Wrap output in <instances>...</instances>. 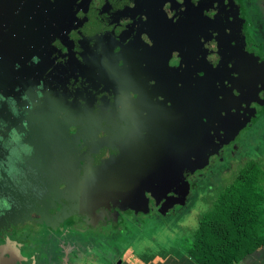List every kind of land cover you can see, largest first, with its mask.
<instances>
[{
    "label": "flooded vegetation",
    "instance_id": "af4514ba",
    "mask_svg": "<svg viewBox=\"0 0 264 264\" xmlns=\"http://www.w3.org/2000/svg\"><path fill=\"white\" fill-rule=\"evenodd\" d=\"M263 1L44 8L45 44L0 83V245L5 233L21 264H49L65 239L107 264L112 238L264 166L250 155L264 137Z\"/></svg>",
    "mask_w": 264,
    "mask_h": 264
},
{
    "label": "trees",
    "instance_id": "16d2710c",
    "mask_svg": "<svg viewBox=\"0 0 264 264\" xmlns=\"http://www.w3.org/2000/svg\"><path fill=\"white\" fill-rule=\"evenodd\" d=\"M264 246V166L250 162L200 219L187 255L198 264H238Z\"/></svg>",
    "mask_w": 264,
    "mask_h": 264
},
{
    "label": "water",
    "instance_id": "95a60500",
    "mask_svg": "<svg viewBox=\"0 0 264 264\" xmlns=\"http://www.w3.org/2000/svg\"><path fill=\"white\" fill-rule=\"evenodd\" d=\"M233 1L239 8L242 6L237 0ZM51 2L53 0H0V83L6 81L7 77L18 75L22 71L21 68L31 60L37 47L34 38L45 44L42 37L45 27L49 26V21L45 16L44 8ZM239 11L240 15L241 10ZM16 64L20 65V70H16ZM2 227L0 220V232ZM1 239L5 242L0 245V264H4L2 259L12 257L16 259L14 264H21L23 260L19 261L12 240L6 238L5 233L2 234ZM60 241V251L56 254L55 260L49 264H70L68 261L70 253L67 250L70 244L65 239ZM81 249L85 248L80 247L79 250ZM82 257L81 255L80 259ZM26 259L29 260L28 257ZM31 259L37 264L35 258Z\"/></svg>",
    "mask_w": 264,
    "mask_h": 264
},
{
    "label": "rangeland",
    "instance_id": "374dc122",
    "mask_svg": "<svg viewBox=\"0 0 264 264\" xmlns=\"http://www.w3.org/2000/svg\"><path fill=\"white\" fill-rule=\"evenodd\" d=\"M251 157L264 160V137L260 139V143L255 146V149L250 151ZM233 176V175H232ZM227 176L222 184L213 185L211 189H207L202 195V199L193 204L189 213H186L182 218L160 220L157 224L149 226L144 233L137 230H131L128 236L122 237L120 241L111 239V245L118 247L121 250H132L135 256L141 258L151 257L159 248L181 246L189 248L195 231L200 225L201 217L212 209L213 203L217 198L221 186L225 183L228 185L233 177Z\"/></svg>",
    "mask_w": 264,
    "mask_h": 264
},
{
    "label": "crops",
    "instance_id": "0c3cea01",
    "mask_svg": "<svg viewBox=\"0 0 264 264\" xmlns=\"http://www.w3.org/2000/svg\"><path fill=\"white\" fill-rule=\"evenodd\" d=\"M79 248L72 245L68 247L67 250L70 253L68 261L70 264H101L95 260L97 254L93 251V248L86 246H84V250H79ZM187 249L181 246L159 248L151 251L152 253L155 252V254L151 255L150 258L136 257V252L132 250L119 249V251L111 253L107 264H198L187 255ZM59 251L60 249L55 248L54 253L57 254ZM81 255L84 257H82L83 261L80 259ZM27 256H31V254ZM25 264H31V262L29 261ZM238 264H264V246L246 256Z\"/></svg>",
    "mask_w": 264,
    "mask_h": 264
}]
</instances>
